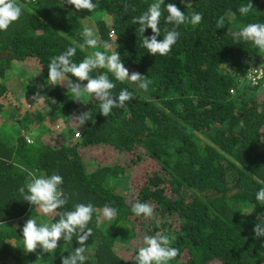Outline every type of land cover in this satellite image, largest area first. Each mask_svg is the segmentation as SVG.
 Segmentation results:
<instances>
[{
	"label": "trees",
	"instance_id": "trees-1",
	"mask_svg": "<svg viewBox=\"0 0 264 264\" xmlns=\"http://www.w3.org/2000/svg\"><path fill=\"white\" fill-rule=\"evenodd\" d=\"M18 2L21 18L0 32V115L14 118L5 123L0 116V264H61L80 246L74 236L71 242L61 239L64 244L54 253L38 257V251L25 253L22 228L28 218L22 210L28 202L18 189L31 173L63 178L61 187L69 199L58 212L70 211L77 203H91L96 209L88 225L92 235L85 245L84 264H135L138 248L129 259L116 253L134 236L130 217L135 202L154 208L148 223L141 222L142 238L156 232L174 237L171 246L179 255L168 264H206L211 259L221 264H264V237L253 232L257 223L264 225V206L255 199L264 188V52L232 35L247 24L264 23V0H251L254 8L246 16L238 8L250 0H190V7L181 0H164V5L173 3L186 16L202 15L199 25L176 28L180 37L166 56L148 54L141 47L139 25L132 23L154 0H99L91 13L63 5V0ZM164 5L158 40L174 27L164 22L168 15ZM220 17L224 26L217 28ZM83 19H90L89 24ZM85 26L98 29L101 40L116 39V51L129 74L138 72L151 81L145 92L128 81H116L107 69L94 70L93 77L108 75L116 85L114 95L125 88L132 93L125 106L113 108L108 117L100 115L94 98L77 103L63 85H47L53 56L76 47L72 60L78 64L89 53L103 51L79 47ZM151 35L146 29L144 36ZM21 60H31L37 72L29 74L30 67L24 64L27 73L15 72L6 85L9 68L18 67ZM257 67L262 74L249 77L250 69ZM41 85H46L40 91L47 96L49 112L34 107L31 99ZM85 111L95 123L66 125L70 115ZM44 118L52 124L63 122L61 144L43 143L31 132L20 131L28 121L38 125ZM4 127L13 130L7 139L2 137ZM75 132L80 133L78 138H73ZM24 134L33 137L27 141ZM95 144L120 152L142 150L158 169L126 201L121 193L127 178L123 167L97 164L89 170L81 159L77 148ZM105 205L117 209L111 223L103 220L100 210ZM96 216L102 217L100 223ZM58 219L59 215L39 213L37 223Z\"/></svg>",
	"mask_w": 264,
	"mask_h": 264
},
{
	"label": "clouds",
	"instance_id": "clouds-1",
	"mask_svg": "<svg viewBox=\"0 0 264 264\" xmlns=\"http://www.w3.org/2000/svg\"><path fill=\"white\" fill-rule=\"evenodd\" d=\"M185 7H190V0H181ZM63 5H71L77 11L86 10L89 13L99 7V0L94 3L93 0H63ZM164 0H154L147 10L138 17H134L133 24H138L136 29L142 35L141 47L147 50L148 54L156 56H166L177 42L180 33L176 28L180 25L191 24L199 25L202 21L200 13H192L186 16L175 4L168 3L164 5V12L167 17L164 19L166 24L174 27L166 30L162 39L160 22L163 15L161 6ZM254 8L251 0L249 3L241 5L238 8L242 16L248 15ZM23 14L22 5L18 0H0V32H6L8 28L17 22ZM217 28L224 26V17H220L216 22ZM151 29V36H144L145 30ZM83 43L79 47L97 49L103 48V51L96 50L87 55L78 64L73 62L72 57L76 54V47H68L63 53L53 56L48 64L47 85H63L67 92L71 93L73 100L77 103H84V98H94L99 102L100 115L108 117L113 108H123L127 101L132 98V93L126 88L122 89L118 95L113 94L115 84L109 79L107 74H100L96 77L90 74L97 69H107L116 81L121 83L128 81L138 89L147 91L151 81L138 72L129 74L128 69L121 62V57L116 51L118 45L115 40H101L98 29L94 26H85L81 33ZM233 39L237 42L251 43L260 52H264V23H250L243 26L239 31L233 32ZM71 77L76 78L73 82ZM87 81L86 84L82 82ZM244 80L240 81L241 86ZM46 85H41L31 97L35 106L44 111H51L50 106L45 101V95L41 94L40 89ZM26 102V101H25ZM28 104V103H27ZM32 105V104H31ZM29 105V106H31ZM73 121L79 126L85 122L92 121L93 117L89 111L81 112L74 116ZM63 178L58 174L50 176H35L30 174L28 183L18 189L23 200L35 206L44 216L55 217L59 215L56 222L37 223L36 219L29 218L22 228L23 250L25 253H33L40 249V255L44 253H54L58 248V242L62 239L64 242H71L75 236L76 242L80 245L74 248V251L61 259V264H84L87 260L85 247L88 237L92 235V228L88 227L92 220V214L96 209L91 203H77L70 211L58 212L68 203V196L64 193L61 185ZM256 201L264 206V188L256 193ZM104 221L111 223L116 215L117 209L105 205L101 210ZM132 213L139 217L151 218L154 214V208L148 203L135 202L131 205ZM97 218V223H100ZM256 237H264V225L256 224L253 228ZM173 238L162 232H156L154 235H144L140 246L134 256L135 264H168L179 255V249L171 246Z\"/></svg>",
	"mask_w": 264,
	"mask_h": 264
},
{
	"label": "rangeland",
	"instance_id": "rangeland-1",
	"mask_svg": "<svg viewBox=\"0 0 264 264\" xmlns=\"http://www.w3.org/2000/svg\"><path fill=\"white\" fill-rule=\"evenodd\" d=\"M85 18V17H84ZM87 19V18H86ZM83 19L84 24H89V20ZM29 65V74H32L33 72L36 73V69L33 66V63L31 60H21L19 61L18 67H14L13 70L9 68L10 72L8 74V79L6 80V85H9L11 82V79L14 78L17 74L15 72L18 71L20 74L19 76H22L23 74L20 71H23L24 73H27L25 69V65ZM27 76V74H26ZM86 84V83H85ZM19 92L14 96L18 98ZM34 107L35 104H34ZM37 110V109H34ZM34 112V111H33ZM31 112V114L33 113ZM36 114V113H35ZM34 115V113L32 114ZM3 118V122L6 123L7 119L14 120L13 117L10 115L1 114L0 115ZM75 115H70L68 117V120L66 122L67 126H72L75 122L73 121V117ZM0 117V125L2 124V118ZM63 122L52 124L50 122H45V118L43 121V124H36L32 123L30 121L27 122V125L24 127H20L22 132L29 131L31 132V135H34L35 139L41 140L43 143H47L50 145H59L62 143L63 138H61V132L64 130L62 128ZM3 126H0V129ZM5 128V127H4ZM41 128V129H39ZM23 129V130H22ZM37 132V133H36ZM13 133V130L5 128V131L3 132V136L5 139L10 137V134ZM26 138L30 139L27 134H24ZM64 135V133H63ZM73 138H78L75 135ZM77 151L81 157V159L86 164L87 169H93L97 164H117L123 167V175H126V181L124 183V188H121L122 195L126 201H128L132 195L137 192L142 185L145 183L147 176L154 172L156 169V163H153V160L149 158L144 151L142 150H136L134 153L130 152H120L108 145H86V146H79L77 148ZM158 169V168H157ZM156 169V170H157ZM42 176V174H40ZM37 176V175H35ZM142 217V218H141ZM100 218V221H102V217L96 216V219ZM155 219V216L153 217ZM131 226L134 231V236L130 238L127 245H122L120 248H116V253L121 256L123 259H129L131 257V253L134 248H139L142 246V235L144 234V226L141 224L142 221H145L148 223L149 218H144L143 216H131ZM141 219V220H140ZM170 222L173 223V225L176 223L175 219H170ZM59 246H62L64 242L60 240L58 242ZM115 250V248H113ZM36 251H38V256H40V249L38 248ZM45 254V253H44ZM206 264H221L217 259H211Z\"/></svg>",
	"mask_w": 264,
	"mask_h": 264
},
{
	"label": "crops",
	"instance_id": "crops-1",
	"mask_svg": "<svg viewBox=\"0 0 264 264\" xmlns=\"http://www.w3.org/2000/svg\"><path fill=\"white\" fill-rule=\"evenodd\" d=\"M37 133V132H36ZM34 136V135H33ZM31 136V137H33ZM30 137V138H31ZM35 138V137H33ZM31 173V172H30ZM32 174V173H31ZM35 175V174H34ZM30 177V175H28ZM39 210L35 207L32 206L31 204H27L26 208L24 210H22V216H26L28 219L32 218V219H36L37 220V216L39 214ZM44 216V215H43ZM37 252V251H36ZM35 253V252H34ZM37 255V254H36Z\"/></svg>",
	"mask_w": 264,
	"mask_h": 264
},
{
	"label": "built area",
	"instance_id": "built-area-1",
	"mask_svg": "<svg viewBox=\"0 0 264 264\" xmlns=\"http://www.w3.org/2000/svg\"><path fill=\"white\" fill-rule=\"evenodd\" d=\"M263 64H264V60H263ZM262 74V69L257 67V68H251L250 69V73H249V77L256 79L257 77H259ZM76 137L80 136L79 132H75L74 134ZM27 141H30V139L26 138Z\"/></svg>",
	"mask_w": 264,
	"mask_h": 264
}]
</instances>
